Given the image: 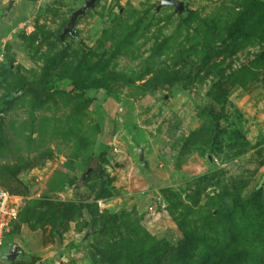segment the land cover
Listing matches in <instances>:
<instances>
[{"label":"rangeland","instance_id":"rangeland-1","mask_svg":"<svg viewBox=\"0 0 264 264\" xmlns=\"http://www.w3.org/2000/svg\"><path fill=\"white\" fill-rule=\"evenodd\" d=\"M160 1L0 0L6 264H264V0Z\"/></svg>","mask_w":264,"mask_h":264},{"label":"built area","instance_id":"built-area-1","mask_svg":"<svg viewBox=\"0 0 264 264\" xmlns=\"http://www.w3.org/2000/svg\"><path fill=\"white\" fill-rule=\"evenodd\" d=\"M114 143L116 140L110 145L116 150ZM20 206L21 197L0 186V248L5 242L6 234L18 217ZM0 264H6L2 257H0Z\"/></svg>","mask_w":264,"mask_h":264},{"label":"water","instance_id":"water-1","mask_svg":"<svg viewBox=\"0 0 264 264\" xmlns=\"http://www.w3.org/2000/svg\"><path fill=\"white\" fill-rule=\"evenodd\" d=\"M96 2V0H84L83 4L75 9L74 11H72L70 18L67 22V25L63 28L62 33L60 34V39L63 40L65 35L70 34L73 35L74 34V22L76 21V19L78 18V16H80L81 14H83L88 8L92 7L94 5V3ZM164 5H172L175 9V11H182L183 10V4L181 1L179 0H161L159 5L156 7L157 9L160 8L161 6ZM90 171V169H88L84 174L83 177H85V175ZM12 250H15V246L13 245ZM6 255V253H5ZM6 257V256H5Z\"/></svg>","mask_w":264,"mask_h":264},{"label":"trees","instance_id":"trees-1","mask_svg":"<svg viewBox=\"0 0 264 264\" xmlns=\"http://www.w3.org/2000/svg\"><path fill=\"white\" fill-rule=\"evenodd\" d=\"M10 192H11V191H10ZM18 215H19V214H18ZM4 243H5V242H4ZM4 245H5V244H3V245H2V247H3ZM2 247H1V249H2ZM1 249H0V250H1ZM4 261L6 262V260H5V259H4ZM6 263H7V262H6Z\"/></svg>","mask_w":264,"mask_h":264}]
</instances>
